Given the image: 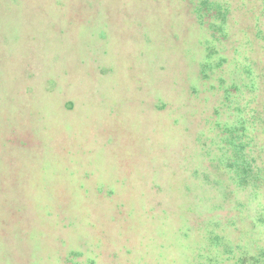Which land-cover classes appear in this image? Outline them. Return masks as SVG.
Here are the masks:
<instances>
[{
    "label": "rangeland",
    "instance_id": "374dc122",
    "mask_svg": "<svg viewBox=\"0 0 264 264\" xmlns=\"http://www.w3.org/2000/svg\"><path fill=\"white\" fill-rule=\"evenodd\" d=\"M236 5L0 0V264H166L178 242L182 264H235L264 245L263 196L239 205L247 136L229 135L263 97L264 49Z\"/></svg>",
    "mask_w": 264,
    "mask_h": 264
},
{
    "label": "trees",
    "instance_id": "16d2710c",
    "mask_svg": "<svg viewBox=\"0 0 264 264\" xmlns=\"http://www.w3.org/2000/svg\"><path fill=\"white\" fill-rule=\"evenodd\" d=\"M233 2L237 3L235 6L236 11H239L241 8H243L254 17L250 27L255 30L254 38L258 39L257 42L260 43L261 47L264 49V0H233ZM225 12H228V8L225 9ZM249 38L252 40V43L255 42L251 36H249ZM262 80L263 79L260 80V87H262L260 89L262 90L261 95L263 97L260 95L253 97L252 101H250V103L253 104V107L250 105L246 106L242 111L244 112V115L240 120H238L239 114L236 113L237 123H235L236 125L233 126V129L229 130V135H231L232 138H235L236 140L240 138L239 131H242L248 139L243 142H236L233 147L234 155L232 156L234 157L233 159L236 163L235 172H239L237 175L238 182H236L240 188V191H243L244 197L243 199L239 198V202H242L239 203V205H242L243 207L247 206L250 196L252 195L251 192H253L256 196L262 195L264 198V161L262 160L263 158L261 161L258 160L256 156L257 153L258 158L260 159L264 155V83ZM240 111L241 110H238V112ZM239 126H241V129ZM259 219L264 224V203L263 213ZM170 229H172V227H170ZM212 232L213 231H210V233ZM214 236L212 235L209 237L212 242L216 243L218 246L222 245L224 250L226 249V252L234 251V249H232V243H223L221 242L222 239L220 235L215 234ZM164 237H166V235H164ZM203 237L206 240L204 234L201 236V238H199L202 240ZM200 239L197 240L194 238L191 243L197 242ZM178 243H176L175 246L172 245L174 250L171 255L174 256L175 259H168L166 264H182L185 261L186 253L188 252L181 251L178 253V250L184 247L182 244ZM177 247H179V249H175ZM189 247L185 248H188L187 250H189ZM234 247L238 249V245H234ZM247 256V254L239 255L238 261L235 264H264V245L257 243L253 254H249V257ZM190 262L191 264H196L195 262ZM190 262L188 264H190Z\"/></svg>",
    "mask_w": 264,
    "mask_h": 264
}]
</instances>
